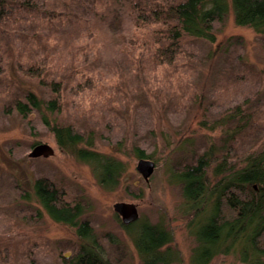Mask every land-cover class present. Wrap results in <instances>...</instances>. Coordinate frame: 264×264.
I'll return each instance as SVG.
<instances>
[{"label":"rangeland","instance_id":"374dc122","mask_svg":"<svg viewBox=\"0 0 264 264\" xmlns=\"http://www.w3.org/2000/svg\"><path fill=\"white\" fill-rule=\"evenodd\" d=\"M41 1L70 13L64 20L57 16L0 35V264H63L62 255L78 247L76 228L53 219L36 197L35 180L44 176L81 202L80 220L91 223L111 264H142L133 236L145 221L171 233L162 255L166 264H205L207 246L200 241L205 224L192 216L174 173L213 144L217 152L223 148V136L236 123L226 117L238 105L249 120L235 150L264 147V35L238 24L232 0H226L228 11L213 23L211 39L187 37L190 54L163 64L155 55L165 43L155 34L160 27L135 25L136 1L100 0L97 7L79 0ZM136 36V49H125L123 43ZM31 41L34 51L62 53L67 68L50 73L63 77L62 111L50 119L75 124L94 148L123 163L112 189L98 182L90 164L60 147L43 112L24 116L14 108L30 89L48 97L17 69L14 55L25 62ZM37 143L50 144L55 153L30 157ZM137 146L156 165L148 181L136 168ZM118 201L137 205L139 221L130 233L114 211ZM223 250L208 264H245L231 253L240 248L226 243Z\"/></svg>","mask_w":264,"mask_h":264},{"label":"trees","instance_id":"16d2710c","mask_svg":"<svg viewBox=\"0 0 264 264\" xmlns=\"http://www.w3.org/2000/svg\"><path fill=\"white\" fill-rule=\"evenodd\" d=\"M79 1L95 7L101 2ZM134 1L135 25L140 28L159 25L160 29L155 34L162 36L165 43L156 48L155 55L160 63L170 65L176 62L179 54H190L185 48L187 37L211 39L213 23L220 21L228 11L226 0H157L155 4ZM54 3L49 7L41 0H0V35L6 31L20 32L24 26L34 22L42 26L54 21L57 16L61 20L66 19L70 12L58 9ZM232 7L238 24L251 26L264 35V0H232ZM137 41V36L132 37L123 43V47L135 50ZM34 43L31 41L25 47L30 51L26 63L21 62L17 54L14 59L17 60L18 71L39 83L48 97L30 89L17 98L14 108L24 116L43 112L42 119L55 132L60 147L90 164L98 182L112 189L119 181L116 179L113 183L112 177L119 178L123 174V163L94 148L91 138L86 137L75 124H55L56 119H50L51 115L62 111L63 105V77L50 73H63L67 68L59 58L62 53L55 49L34 51ZM1 44L0 41V65L4 58ZM86 82L85 88L89 80ZM241 111V105H238L226 117L236 123L233 130L228 129L223 136L224 144L220 151L217 152L218 148L213 144L202 151L194 163H188L174 173L175 181L182 186L184 200L194 209L192 216H200L202 224H205L200 239L207 246L205 254L209 259L205 264L225 253L223 246L226 243L230 244V248H240L231 253H238L245 264H264V147L261 144V148L257 145L256 148L250 146L242 151L235 150L237 137L249 120ZM134 151L139 158H149L145 149L139 146ZM192 154L193 151L190 156ZM34 187L37 199L53 219L76 228L80 243L73 253L62 255L63 264H111L91 223L80 220L84 209L77 197L46 176L37 178ZM138 221L139 218L130 224H123V227L130 233ZM133 240L142 264L167 263L162 255L172 237L161 224L143 222Z\"/></svg>","mask_w":264,"mask_h":264},{"label":"water","instance_id":"95a60500","mask_svg":"<svg viewBox=\"0 0 264 264\" xmlns=\"http://www.w3.org/2000/svg\"><path fill=\"white\" fill-rule=\"evenodd\" d=\"M55 153L54 148L48 143H37L29 152L30 157H48ZM155 162L146 157H140L137 162V170L148 181L155 170ZM114 211L121 217L122 223L127 225L139 218L137 205L133 202L118 201L114 203Z\"/></svg>","mask_w":264,"mask_h":264}]
</instances>
